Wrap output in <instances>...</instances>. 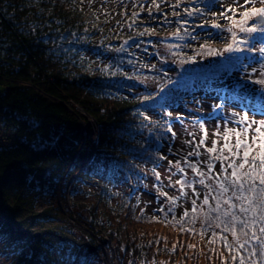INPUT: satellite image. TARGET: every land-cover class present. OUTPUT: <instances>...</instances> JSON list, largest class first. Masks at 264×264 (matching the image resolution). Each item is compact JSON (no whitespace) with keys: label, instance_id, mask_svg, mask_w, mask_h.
<instances>
[{"label":"trees","instance_id":"16d2710c","mask_svg":"<svg viewBox=\"0 0 264 264\" xmlns=\"http://www.w3.org/2000/svg\"><path fill=\"white\" fill-rule=\"evenodd\" d=\"M197 5L204 8L200 0ZM141 9L129 10L128 19L120 23L132 27L117 32L81 0H0V127L8 122L19 128L16 145L0 147L1 264H89L90 252L83 258L70 242L65 227L69 220L56 202L58 195L66 196L65 188L77 173L72 204L88 216L89 224L105 231L117 252L141 264H220L205 237L162 222L165 213L169 220L173 217L168 209L139 214L131 198H119L114 188L132 184L135 193L143 183L140 166L152 170L159 164L157 171L164 161L159 156L174 143L165 122L171 121L174 130L181 120L166 112L200 92L222 94L223 89L213 86L224 74L239 72L236 57H255L254 51L234 53L231 62L219 65L198 53L205 42L221 51L230 39L200 37L195 23L182 27L161 4L151 15ZM133 13H138L135 22ZM167 13L170 18L163 20ZM145 28L155 29V34L140 36ZM177 28L185 39L173 37ZM163 38L178 45L173 53L192 69L182 70L168 60L160 70L149 65L156 60L154 45ZM116 49H125L124 54ZM151 77L161 78L156 89L141 81ZM79 109L94 121L96 146L89 140L94 127L84 128L87 118ZM87 151L95 156L85 166ZM94 185L97 189L88 193L97 204L79 201L87 194L86 186ZM175 217L181 218L177 207Z\"/></svg>","mask_w":264,"mask_h":264},{"label":"snow or ice","instance_id":"6c2138e0","mask_svg":"<svg viewBox=\"0 0 264 264\" xmlns=\"http://www.w3.org/2000/svg\"><path fill=\"white\" fill-rule=\"evenodd\" d=\"M200 2L204 3V8H200L198 5L185 7L183 12L190 18L197 14L203 15L205 10L213 16L217 15L212 9L217 3H220V0H200ZM259 2L261 7L255 6V0H244L243 4H239V0H233L232 5L227 6L225 11L219 13L222 19L228 21L226 29L216 21L210 24L211 28L226 30L230 34V42L222 52L213 49L208 42H205L201 46L203 51L198 54L214 56L224 53L258 51L261 57L259 61L261 67L259 70L253 67L247 78L252 83L261 86V91L264 92V0H259ZM193 3L195 4L196 0H193ZM249 4L252 5L251 8L248 7ZM179 7L180 3L172 5L173 9ZM152 8L159 11L160 4L153 0L149 8L150 15ZM238 8L244 9L243 12H239V19H237ZM137 15L138 13H133L134 22ZM172 15L178 17L180 13L173 11ZM205 23L208 22L205 21ZM186 24H188V20L182 22V27ZM129 27L131 28L132 25L130 24ZM198 27L203 28L204 24H199ZM238 33L244 34V38ZM154 34L155 29L150 28H145L143 32L139 33L140 36ZM185 34L191 35L187 33L186 29ZM209 35L213 36L214 34L210 33ZM215 35L218 36L219 33ZM173 37L180 40L185 39V35L181 34V28H177ZM191 38L197 39L195 36ZM124 43L127 44L128 41ZM168 47L175 48L178 45H169ZM124 50L119 49V51ZM190 60L195 62L194 58H190ZM184 62L186 61H181V63ZM254 62H256V58L253 56H238L234 66L238 71L247 73L249 66ZM257 71L259 78L252 79ZM242 89L245 98H255L254 95H249V90L240 81L232 86L231 98L235 99ZM160 91H163V88ZM150 98V96L144 97L145 100ZM224 107L225 104L222 101L213 106V111L210 114L213 119L219 118L224 121L222 128L218 127L214 130L210 146L207 143L209 134L205 122L197 119L195 123L201 132L199 140H196L194 133H188L193 137L192 140L184 141L189 150L179 160L168 161L169 171L171 168H175L183 174L184 179H178L175 182L180 186L179 196H168L166 192L158 189L159 195L166 197L169 202L168 212L173 213L171 220L168 219V213H165L162 222L172 224L174 227L178 226L181 232L187 231L193 235H199L201 238L207 236L208 245L211 246L209 252L220 260V264H264V118L259 120L250 118L248 111H244L243 113H233L232 115L238 116L239 119L231 120L228 117L220 116L218 110ZM251 110L264 115V95L257 99V106L251 107ZM166 115L171 116L172 113L166 112ZM144 118L149 119L147 116ZM165 123L167 125L165 131L171 133V137L174 139L176 133L171 121ZM169 152H172L171 144ZM189 157L196 159L190 160ZM201 157L203 159H200ZM159 159L166 160L167 156L160 155ZM217 164L220 165L219 170H217ZM182 165H187V169L191 170L198 179L189 178L188 171ZM159 166L157 164L152 169L157 180L160 179V174L156 171V167ZM197 185L204 191L198 190ZM185 189H191V195ZM185 197L190 198L191 207L190 209L186 208L182 212L181 218L177 219L175 209L178 201ZM158 211L164 212V208H159ZM197 223L200 224L198 229L195 227ZM188 247L191 249L194 245ZM209 259L211 260V256Z\"/></svg>","mask_w":264,"mask_h":264},{"label":"rangeland","instance_id":"374dc122","mask_svg":"<svg viewBox=\"0 0 264 264\" xmlns=\"http://www.w3.org/2000/svg\"><path fill=\"white\" fill-rule=\"evenodd\" d=\"M157 0H154V2ZM161 4V10H168L172 14L173 11L182 13L179 17L175 16V20L178 23H182L185 20H188V23H195L194 24V31L200 35V37L208 36L211 34L219 33V37L230 39V34L226 30H218L210 27L211 22L216 21L220 23L224 29L228 25V21L222 19L219 16V13L225 11L227 6L233 4V0H220V3H217L216 6L213 7L212 11L216 12L217 15H211L207 10H205L204 14L201 17L196 18L188 17L183 12V6L191 5L193 0H159ZM199 0H196L195 5L198 4ZM84 6L89 10L93 11L94 13H98L102 15L108 23L107 26L110 28H114L115 31L120 32L124 29H129V23H120V21L128 19L127 14L131 9L144 8V11H149V7L153 0H81ZM164 3V4H163ZM166 3L177 4L180 3L179 8H172V5H166ZM244 0H239V4H243ZM194 4V3H193ZM251 4L248 5L251 8ZM255 6L261 7L259 0H255ZM243 8H238L237 12V19H239V12H243ZM232 15V13H229ZM127 16V18H125ZM169 13L165 15L163 20L169 19ZM207 21L208 23H205ZM160 22V21H159ZM163 22V21H162ZM254 22V21H253ZM204 24L203 28L198 27L199 24ZM128 31V30H126ZM242 38H244V34L238 33ZM216 36V35H215ZM167 37L171 38V35ZM160 44L154 45L153 51H155V59L150 62V66L155 70H160V67L165 64V60L169 62L178 63L181 66L182 70L189 71L191 65L184 64L178 61V56L175 55L172 51V48L167 44L170 40L169 39H160ZM220 40V39H219ZM218 40V41H219ZM226 42V41H225ZM227 45H225L226 47ZM221 49V52L225 48ZM116 52L119 55H123L124 51H119L116 49ZM234 53H224L223 55L211 56V62L217 60L219 65H225L228 62H231V56ZM243 54V53H239ZM254 56L256 58V62L253 65H250L248 68V72L239 71L238 73L234 74H224V78L215 84L213 87L218 89H223L222 94L218 91L212 93H205L200 92L194 97H188L185 102H183L178 109L172 110V116L177 118L180 117V121H176L174 125V131L176 133L175 140L172 147V152H169V145L164 150V155L167 156V159L163 161L162 166L157 169L159 172L161 179L158 181L153 174L152 170L145 166L141 165L140 168L142 169L143 175V183H140V188L134 193V188L132 184L123 183L122 185L115 186L114 191H116L120 197L124 198L125 196L131 198V204L137 205L138 212L141 214L144 211L147 212H155L159 208L168 209L169 202L166 197L159 195V191L166 192L168 196H179L180 186L175 182L178 179H184L182 173H179L175 168L170 169V165L168 164L169 160L176 161L179 160L185 153L188 151V146L184 144L185 140H192L193 137L190 136L188 133H194L196 140L198 141L200 138V129L198 125L195 123L197 119L202 120L205 122V127L208 129L209 139L207 141L208 145H211V140L213 138V132L218 127H223L224 121L222 119L216 118L213 119L211 117V113L213 111V106L219 104L223 101L225 107L223 109L218 110L220 116L228 117L231 120L239 119L238 116H233V113H243L244 111H248L250 118L254 119H261L264 118L260 112H255L251 110V107L257 106V99L264 95V92L261 91V86L256 85L251 82L247 78L248 73L252 71V68L255 67L259 70L261 67L259 61L261 60L260 54L258 51H254ZM148 59V57H145ZM150 58V57H149ZM161 58L160 61H157ZM247 63V61H246ZM214 64V63H213ZM211 63V65H213ZM192 69V68H191ZM190 74V73H189ZM259 78V72L257 71L256 75L252 77V79ZM161 78L158 77H151L146 79H141L142 82L147 83L150 89H156L159 86ZM240 81L245 84L247 90H249V95H254L255 98L248 99L245 98L244 90L240 91V94L236 96L235 99L231 98L232 94V86L237 82ZM4 91V87L0 85V93ZM85 117L87 123H84V128L88 127L89 125H93L94 129L91 130L89 133V140L93 139L92 136L95 137V141L98 137V132L96 126L94 124L93 119L90 117L88 118L86 114ZM152 117L156 118L159 117V114L153 113ZM2 118V116H0ZM231 126V125H229ZM91 144L94 142L91 140ZM93 152L87 151L86 153V162L90 163L92 160ZM190 160H195V157H189ZM200 159H203L201 157ZM186 168L189 173V178H196L195 174L191 172V170L187 169V165H182ZM217 170H219L220 165L217 164ZM78 174V173H77ZM77 174L72 177L69 181L66 190V196L62 197L58 195L56 202L57 205L61 208L62 212L66 215V218L69 220V223H66L65 227L69 235V240L71 243L75 244L79 248V252L81 257L85 258L87 252H90V261L89 264H141L140 262L133 261L128 254H125L124 251L117 252L115 246L110 239V237L103 231L102 229L92 226L89 224L88 216L83 212H79L76 210L74 205L72 204V200L70 198L71 190H72V182L77 176ZM198 179V178H196ZM140 182V181H138ZM175 185V187H172ZM198 190L203 192V189H200V186L197 185ZM97 189V186H86L87 194L81 196L79 201H84L88 205H96L97 200L96 197L88 192H94ZM159 189V191H158ZM191 195V189H185ZM116 201V200H115ZM199 203V201H198ZM191 207V200L189 197L182 198L178 201L177 204V211L178 215L181 217L182 212L187 208L190 209ZM87 216V217H86ZM93 239V240H92ZM203 240V239H202ZM205 240H208V237L205 236ZM203 240V250H205V244ZM93 252V253H91ZM2 260L0 258V264ZM153 264H165L164 262L160 261Z\"/></svg>","mask_w":264,"mask_h":264},{"label":"built area","instance_id":"2783aa9c","mask_svg":"<svg viewBox=\"0 0 264 264\" xmlns=\"http://www.w3.org/2000/svg\"><path fill=\"white\" fill-rule=\"evenodd\" d=\"M19 128L13 123H5L4 127H0V147L10 148L16 145L15 137ZM16 135L12 138V136Z\"/></svg>","mask_w":264,"mask_h":264},{"label":"bare ground","instance_id":"6f19581e","mask_svg":"<svg viewBox=\"0 0 264 264\" xmlns=\"http://www.w3.org/2000/svg\"><path fill=\"white\" fill-rule=\"evenodd\" d=\"M87 120H89V119H87ZM87 120H84V121H83V124H84V123H87V122H86ZM92 126H93V125H92ZM93 127H94V126H93ZM18 135H19V130L17 131V136H16V135L12 136V138L16 136V137H15L16 142H17V137H18ZM92 137H93V139H91V140L94 142V141H95V137H94V136H92Z\"/></svg>","mask_w":264,"mask_h":264},{"label":"water","instance_id":"95a60500","mask_svg":"<svg viewBox=\"0 0 264 264\" xmlns=\"http://www.w3.org/2000/svg\"><path fill=\"white\" fill-rule=\"evenodd\" d=\"M81 111H83L82 109H80V112ZM81 113H84V114H86L84 111L83 112H81ZM87 115V114H86ZM85 116V115H84ZM0 210H1V203H0ZM91 253H93V252H91Z\"/></svg>","mask_w":264,"mask_h":264}]
</instances>
